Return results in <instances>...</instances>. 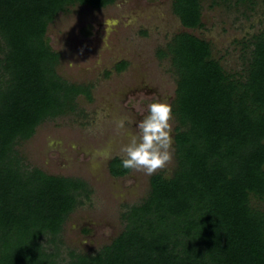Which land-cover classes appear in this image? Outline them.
<instances>
[{
    "label": "trees",
    "instance_id": "trees-1",
    "mask_svg": "<svg viewBox=\"0 0 264 264\" xmlns=\"http://www.w3.org/2000/svg\"><path fill=\"white\" fill-rule=\"evenodd\" d=\"M116 1L0 0V66L11 77L0 88V264H59L42 241L56 243L83 187L23 171L15 144L48 118L74 112L80 95L91 99L88 88L56 75L60 54L47 42L49 24L70 5L102 9ZM172 1L184 28L204 27L203 0ZM250 43L239 76L213 56L210 42L189 32L159 49L178 76L177 170L151 177L148 199L130 211L111 246L96 256L73 254L67 264H264V210L252 205L264 200V31ZM120 159L109 164L114 177L131 171Z\"/></svg>",
    "mask_w": 264,
    "mask_h": 264
},
{
    "label": "rangeland",
    "instance_id": "rangeland-1",
    "mask_svg": "<svg viewBox=\"0 0 264 264\" xmlns=\"http://www.w3.org/2000/svg\"><path fill=\"white\" fill-rule=\"evenodd\" d=\"M172 3L117 0L102 9L75 4L48 26L47 42L60 54L56 75L88 88L91 99L80 95L74 112L43 121L30 139L17 141L14 155L23 171L38 169L83 187L56 243L42 241L59 264L70 262L73 254L96 256L111 246L128 227L130 211L148 199L151 177H172L177 170L180 124L175 115L173 156L164 168L152 175L131 170L125 177L109 170L110 162L121 158V145L135 132L136 122L147 115V105L157 98L175 100L178 76L171 59L158 56L159 49H166L175 34L189 32L210 42L213 56L229 74L239 76L251 58L250 42L264 31V0H203L204 27L198 29L184 28ZM122 61L128 66L118 72ZM10 78L0 66V88ZM120 119L127 121V135L117 128ZM252 205L264 210V200L253 199Z\"/></svg>",
    "mask_w": 264,
    "mask_h": 264
},
{
    "label": "clouds",
    "instance_id": "clouds-1",
    "mask_svg": "<svg viewBox=\"0 0 264 264\" xmlns=\"http://www.w3.org/2000/svg\"><path fill=\"white\" fill-rule=\"evenodd\" d=\"M110 23H115L112 21ZM173 105L156 99L147 105V115L135 124V132L121 145L119 167L147 175L164 168L174 151ZM117 128L127 135V121L120 119Z\"/></svg>",
    "mask_w": 264,
    "mask_h": 264
}]
</instances>
